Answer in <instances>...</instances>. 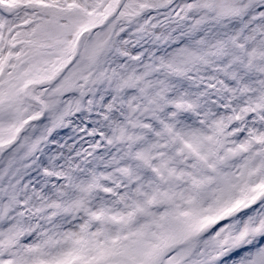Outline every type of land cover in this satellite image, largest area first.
Returning a JSON list of instances; mask_svg holds the SVG:
<instances>
[{
  "label": "snow or ice",
  "instance_id": "1",
  "mask_svg": "<svg viewBox=\"0 0 264 264\" xmlns=\"http://www.w3.org/2000/svg\"><path fill=\"white\" fill-rule=\"evenodd\" d=\"M0 264H264V0H0Z\"/></svg>",
  "mask_w": 264,
  "mask_h": 264
}]
</instances>
